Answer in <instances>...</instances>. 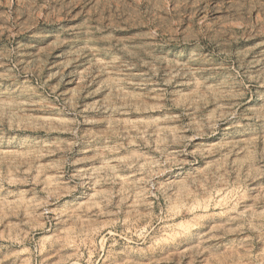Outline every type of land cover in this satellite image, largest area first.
Returning a JSON list of instances; mask_svg holds the SVG:
<instances>
[{
	"label": "rangeland",
	"instance_id": "obj_1",
	"mask_svg": "<svg viewBox=\"0 0 264 264\" xmlns=\"http://www.w3.org/2000/svg\"><path fill=\"white\" fill-rule=\"evenodd\" d=\"M0 264H264V0H0Z\"/></svg>",
	"mask_w": 264,
	"mask_h": 264
}]
</instances>
